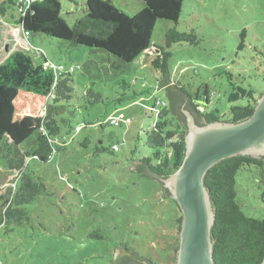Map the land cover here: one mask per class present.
<instances>
[{
  "label": "rangeland",
  "instance_id": "1",
  "mask_svg": "<svg viewBox=\"0 0 264 264\" xmlns=\"http://www.w3.org/2000/svg\"><path fill=\"white\" fill-rule=\"evenodd\" d=\"M62 3L72 27L82 13L74 4ZM115 5L131 14L143 8L140 0ZM170 28L197 37V45L175 44L170 49L173 81L192 91L205 90L207 84L210 109L222 120L230 119L232 106H246L264 93V0H184L178 24L159 21L155 41H165ZM16 51L72 79L57 81V103L67 108L47 126L56 145L65 148L48 164L36 163L47 192L20 207L29 220L15 225L0 216V264H111L116 244L125 242L136 253L155 256L158 264H174L181 211L162 185L132 171L134 162L155 153L146 144L145 132L155 121L154 104L164 107L165 92L156 90L153 78L158 73L146 72L152 69L155 50L125 74L113 76L84 47L25 35L18 15L10 11L0 16V65ZM134 90H146L147 96L140 91V97L132 95ZM111 118L119 125H105ZM114 143L120 144L119 150L111 152ZM97 147L108 151L97 152ZM7 160L0 156V215L18 173L6 168ZM236 181L244 213L263 220L264 168L246 167Z\"/></svg>",
  "mask_w": 264,
  "mask_h": 264
},
{
  "label": "trees",
  "instance_id": "2",
  "mask_svg": "<svg viewBox=\"0 0 264 264\" xmlns=\"http://www.w3.org/2000/svg\"><path fill=\"white\" fill-rule=\"evenodd\" d=\"M65 1L74 4L78 13H82L72 27L64 17L62 0H35L24 15L19 12V0H5L0 4V16L5 17L13 11L28 35H45L75 48L88 49L90 55L99 59L113 76L125 74L132 64L138 65L151 49L155 50L152 69L142 70L158 73L153 78L156 90L165 92L164 107L161 108L158 102L153 110L146 107L155 114L153 126L145 132L146 144L155 153L140 159L134 170L160 183L165 195L172 199L163 181L180 169L185 158L186 112L194 116L199 126L217 122L240 123L253 115L258 99L250 100L246 106H232L230 119L224 121L210 109L211 93L207 84L205 90L192 91L181 82L173 81L169 66L170 49L175 44L197 45V37L170 28L165 41L158 42L154 33L159 21L178 24L184 0H140L143 8L132 14L115 5L119 0ZM241 38L240 48H243L246 30ZM74 70L72 67L71 73ZM68 76L71 78L70 74L63 72L59 75L56 70L49 69L46 62L40 63L23 51L12 53L0 65V156L8 157L6 168L18 169L15 188L9 190L8 201L0 215L2 221L5 218L7 223L22 225L29 220V215L20 207L47 192L44 178L35 171V166L36 163L48 164L55 153L65 148L56 145L47 126L67 108L57 103L55 89L58 85L56 88L54 85L60 78ZM70 91L73 93L74 89ZM137 91L144 95L147 93L146 90H134L131 94L140 97ZM163 110L166 115L163 112L159 117ZM114 119L105 125H119V121L112 123ZM100 127L102 130L106 128L103 124ZM114 145L120 146L119 143L112 144L111 152L117 151ZM96 151L108 149L97 147ZM252 166L264 168V157L237 156L223 160L205 177L215 212L212 241L216 264H262L264 261V219L248 217L238 201L237 174ZM182 220L181 215L177 219L179 233ZM121 246L128 255L121 257L119 264H158L155 256L147 258L136 253L126 242Z\"/></svg>",
  "mask_w": 264,
  "mask_h": 264
},
{
  "label": "water",
  "instance_id": "3",
  "mask_svg": "<svg viewBox=\"0 0 264 264\" xmlns=\"http://www.w3.org/2000/svg\"><path fill=\"white\" fill-rule=\"evenodd\" d=\"M186 116L185 158L180 169L163 181L183 217L174 264H216L212 241L215 212L205 177L223 160L237 156L264 157V93L258 99L253 115L240 123L217 122L199 126L194 116L188 112ZM137 163L132 164L135 173H139L134 170ZM127 255L128 252L116 244L111 264H119V259Z\"/></svg>",
  "mask_w": 264,
  "mask_h": 264
},
{
  "label": "built area",
  "instance_id": "4",
  "mask_svg": "<svg viewBox=\"0 0 264 264\" xmlns=\"http://www.w3.org/2000/svg\"><path fill=\"white\" fill-rule=\"evenodd\" d=\"M33 1H35V0H19V2H20V6H19V12H20V14H23V15H24V14L26 13L27 9H29L31 3H33ZM24 34H25V35H28V33H26V32H24ZM61 69H63V68H61ZM56 72H57L59 75H61V73H62V71H59V72H58V70H56ZM57 85H58V82L55 83L54 87L56 88ZM55 88H54V89H55ZM54 89H53V90H54ZM51 97L53 98V94H52ZM112 123L117 124V123H118V120H117V119H114V120L112 121ZM113 148H114L115 150H118V149H119V147H118L117 145H114Z\"/></svg>",
  "mask_w": 264,
  "mask_h": 264
}]
</instances>
